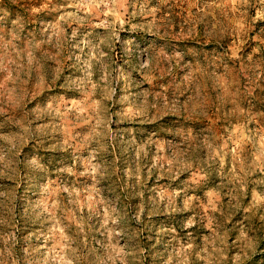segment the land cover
<instances>
[{
	"label": "rangeland",
	"instance_id": "obj_1",
	"mask_svg": "<svg viewBox=\"0 0 264 264\" xmlns=\"http://www.w3.org/2000/svg\"><path fill=\"white\" fill-rule=\"evenodd\" d=\"M0 264H264V0H0Z\"/></svg>",
	"mask_w": 264,
	"mask_h": 264
},
{
	"label": "clouds",
	"instance_id": "obj_2",
	"mask_svg": "<svg viewBox=\"0 0 264 264\" xmlns=\"http://www.w3.org/2000/svg\"><path fill=\"white\" fill-rule=\"evenodd\" d=\"M0 159H2V157H0Z\"/></svg>",
	"mask_w": 264,
	"mask_h": 264
}]
</instances>
